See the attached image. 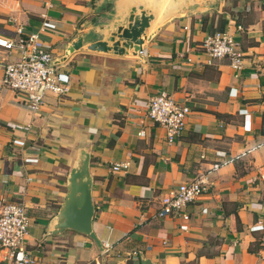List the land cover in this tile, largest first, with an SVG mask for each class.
<instances>
[{
	"label": "crops",
	"instance_id": "crops-1",
	"mask_svg": "<svg viewBox=\"0 0 264 264\" xmlns=\"http://www.w3.org/2000/svg\"><path fill=\"white\" fill-rule=\"evenodd\" d=\"M160 1L175 9L142 59L75 51L54 64L68 92L45 93L37 109L0 86V201L23 205V245L36 264H264V233L250 230L264 225V0ZM127 2L0 0V35L14 39L22 26L53 59L78 33L83 42L100 38ZM217 30L239 43L236 76L226 59L208 61L202 51ZM17 59L0 48V64ZM159 92L189 108L171 143L145 114ZM84 153L99 245L55 228L69 171ZM120 162L128 170L111 172ZM200 175L206 190L184 207L189 218H158L176 185ZM2 254L0 264H10Z\"/></svg>",
	"mask_w": 264,
	"mask_h": 264
},
{
	"label": "built area",
	"instance_id": "built-area-1",
	"mask_svg": "<svg viewBox=\"0 0 264 264\" xmlns=\"http://www.w3.org/2000/svg\"><path fill=\"white\" fill-rule=\"evenodd\" d=\"M51 27L43 22L42 28ZM240 29V26H237ZM14 39L0 35V48L4 51L15 49L18 59L14 62L0 64L2 75L0 86L26 96L31 109H37L43 102L45 93L65 95L68 92L67 76L56 70L52 64L50 51L45 47L36 33H24L22 26H15ZM202 51L208 61L226 59L229 67L235 71L242 69L243 54L239 43L226 31L217 30L206 36L201 43ZM140 55L145 50L139 51ZM189 113L187 105L174 101L166 92H159L148 98L145 114L149 120L165 131L167 143L176 140L186 128L185 118ZM143 131L138 134L142 135ZM218 164H213L217 169ZM113 173H125L127 162L111 163ZM259 179H264L261 174ZM205 175L176 185L168 197L162 201L158 218L180 215L182 219L189 218L185 206L198 199L206 190ZM28 229V217L23 205L19 202L0 201V250L2 259L10 264H36L33 255L24 249V238ZM251 232L264 233V225L256 223Z\"/></svg>",
	"mask_w": 264,
	"mask_h": 264
},
{
	"label": "water",
	"instance_id": "water-1",
	"mask_svg": "<svg viewBox=\"0 0 264 264\" xmlns=\"http://www.w3.org/2000/svg\"><path fill=\"white\" fill-rule=\"evenodd\" d=\"M172 2L160 0H128L126 14L117 24L105 28L100 38L83 42V36L78 33L63 49L59 57L52 59V64L62 63L75 51L114 55L115 57L142 59L139 51L156 31L174 12ZM88 158L84 153L77 166L72 167L68 174L67 193L59 210L56 231L70 228L86 234L98 245V241L91 231L93 205L90 196V175L88 172Z\"/></svg>",
	"mask_w": 264,
	"mask_h": 264
}]
</instances>
